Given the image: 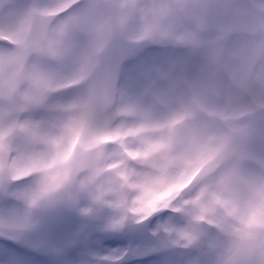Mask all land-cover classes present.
<instances>
[{"label": "clouds", "instance_id": "obj_1", "mask_svg": "<svg viewBox=\"0 0 264 264\" xmlns=\"http://www.w3.org/2000/svg\"><path fill=\"white\" fill-rule=\"evenodd\" d=\"M147 45L185 55L131 92L122 66ZM193 101L194 119L154 138L164 152L101 161L130 110L143 124ZM0 116L21 128L0 134V194L19 205L0 214L4 236L23 241L66 211L108 208L120 229L167 210L193 235L153 234L195 248L193 264H264V0H4Z\"/></svg>", "mask_w": 264, "mask_h": 264}, {"label": "rangeland", "instance_id": "obj_2", "mask_svg": "<svg viewBox=\"0 0 264 264\" xmlns=\"http://www.w3.org/2000/svg\"><path fill=\"white\" fill-rule=\"evenodd\" d=\"M3 2L4 0H0V3ZM184 41L187 44L195 43L190 35H186ZM184 55L183 49H142L124 65L121 82L124 83L127 78L129 91L139 92L147 86L149 70L153 66L178 60ZM199 107L202 106L196 101L189 104L175 102L170 112L163 115L147 114L143 124L135 123L137 114L134 109L130 110L120 118L122 126L119 131L101 138L110 139L119 149L118 152H104L101 161L111 160L113 163L110 167L125 168V162L115 157L123 154L132 160L150 159L151 156L164 152L167 145L163 139H154L157 134L163 133L165 128L171 133L185 123V117L194 116ZM20 130L18 121L5 125L0 116V134L15 137ZM107 170L108 166H105L99 168L98 173L103 174ZM131 171L135 173L134 169ZM18 206L14 197L0 194V214L11 213ZM112 217L113 212L108 208H97L89 216H83L79 211L70 216L66 211L41 229L29 233L23 241L14 239V244H11L6 241V236L0 235V264H95L100 256L118 257L127 249L138 256L131 264H193L198 256L195 248L180 249L172 246L161 254L152 255L149 253L150 246L142 239L129 237L121 228H109L107 225ZM183 223L180 217L167 212L154 220L151 230L154 232L161 226L172 224L166 230L177 232L181 236H192V233L178 228Z\"/></svg>", "mask_w": 264, "mask_h": 264}, {"label": "water", "instance_id": "obj_3", "mask_svg": "<svg viewBox=\"0 0 264 264\" xmlns=\"http://www.w3.org/2000/svg\"><path fill=\"white\" fill-rule=\"evenodd\" d=\"M71 213H74L75 211H70ZM132 231H133V229H131ZM142 235H145V233H144V230H143V232L141 233ZM135 235V234H134ZM147 235H148V239L154 244V245H156V243H155V240H158V236H152V235H149V233H147ZM167 243H165L164 241H162V243H161V247H160V249L159 250H155V249H153V252H157V251H160V250H163V249H165L166 247H167Z\"/></svg>", "mask_w": 264, "mask_h": 264}, {"label": "snow or ice", "instance_id": "obj_4", "mask_svg": "<svg viewBox=\"0 0 264 264\" xmlns=\"http://www.w3.org/2000/svg\"><path fill=\"white\" fill-rule=\"evenodd\" d=\"M0 235H3V233H0ZM6 237H8V236H6ZM8 238H11V237H8Z\"/></svg>", "mask_w": 264, "mask_h": 264}]
</instances>
